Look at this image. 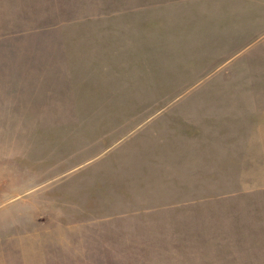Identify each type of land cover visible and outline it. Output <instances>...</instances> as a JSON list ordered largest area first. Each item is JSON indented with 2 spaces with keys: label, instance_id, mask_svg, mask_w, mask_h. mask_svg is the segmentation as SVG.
Wrapping results in <instances>:
<instances>
[{
  "label": "rangeland",
  "instance_id": "374dc122",
  "mask_svg": "<svg viewBox=\"0 0 264 264\" xmlns=\"http://www.w3.org/2000/svg\"><path fill=\"white\" fill-rule=\"evenodd\" d=\"M0 264H264V0H0Z\"/></svg>",
  "mask_w": 264,
  "mask_h": 264
}]
</instances>
